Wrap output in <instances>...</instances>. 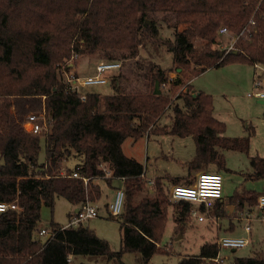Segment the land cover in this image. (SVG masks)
<instances>
[{"label":"trees","instance_id":"trees-1","mask_svg":"<svg viewBox=\"0 0 264 264\" xmlns=\"http://www.w3.org/2000/svg\"><path fill=\"white\" fill-rule=\"evenodd\" d=\"M159 14L174 19V41L168 45L174 68L169 70L135 60L140 48L159 35ZM222 28L236 35L228 51L215 47L222 43ZM197 39L203 42L200 50ZM95 55L105 62L135 60L144 70L136 78H142V86L122 85L112 76L113 94L84 95L61 79L71 74L78 58ZM19 58L17 75L8 82L0 71V204L18 207L0 213V264H69L73 256L121 259L125 253H139L149 262L156 253L167 254L160 243L169 209L175 232L184 230L194 210L205 212L204 204L172 202L170 188L194 184L192 173L209 166L231 172L224 150L249 152L254 128L243 138L225 136L227 126L214 116L213 96L196 91L191 81L211 69L243 64L255 67V84L261 74L257 66L264 67V0H0V68L8 77ZM173 72L176 78H170ZM73 75L78 77L76 70ZM41 110L47 130L26 132L28 115ZM164 117L169 125L161 124ZM151 135L193 139L195 155L187 163V176L147 181L145 167L125 155L123 144ZM42 141L45 162L39 159ZM250 162V179L263 180L264 158L254 156ZM101 180L109 186L123 181V213H109L120 221V251L112 252L109 242L83 223L51 222L53 235L37 239L43 205L53 210L63 198L76 210L87 202L96 206L103 194ZM261 195L235 191L228 202L254 207ZM229 212L223 198L212 202L210 213L216 217ZM229 223L235 231V221ZM218 240L178 264H218ZM232 264H264V251L236 257Z\"/></svg>","mask_w":264,"mask_h":264},{"label":"rangeland","instance_id":"rangeland-1","mask_svg":"<svg viewBox=\"0 0 264 264\" xmlns=\"http://www.w3.org/2000/svg\"><path fill=\"white\" fill-rule=\"evenodd\" d=\"M157 23L160 28L159 35L146 42V45L140 48L139 57L135 60L141 63L151 61L161 68L169 70L174 68L173 56L168 49L169 43L174 41V19L171 15L159 14ZM182 28L183 26L179 27L180 30ZM235 39L236 35L229 31L227 34L219 36V40L222 43L215 47L228 51L233 46ZM194 44L198 50L203 46V42L198 39L194 41ZM20 60L19 58L16 64L15 73L10 77L6 75V71L3 68H0L5 83L17 75ZM78 60L76 67L72 70L75 71L77 68L81 77L95 74L96 65L100 62H105V59H102L100 55L85 56L81 59L78 58ZM135 60L120 61L122 63L121 70L109 73L107 84L80 88V92L84 95L87 93H99L101 96L111 95L114 93L110 82V77L112 78V76L119 77L122 85L128 84L131 87L139 85L141 87L142 78H139L137 82L136 78L138 74L140 77L144 70L135 66ZM73 71L70 70V72ZM253 71L254 69L250 65L231 64L211 69L208 73L194 77L191 81L195 89L204 87L205 89L200 90L211 92L216 109L214 116L218 120L225 122L227 126L225 136L243 138L249 134V127L254 128L248 154L231 149L223 151L226 167L231 172L222 171L218 173L215 166H209L206 170L209 173H217L222 176L223 199L226 207H230L229 214H226L224 218L216 217L210 213L212 203H209L204 205L205 212L198 214V216H206L208 218L207 221L201 222L198 217L192 215L188 218L184 230L175 232L176 223L173 218V209L171 208L169 209L167 225L160 243V246L167 254L156 253L149 262H145L139 253H125L121 259H108L105 256H73L70 264H178L183 256L199 255L202 245L206 242H215L217 238L221 239L225 236L248 240V244L244 248L235 251L230 249L221 250L220 256L226 258L225 264H232L236 257H249L264 251V221H258L257 219L261 213L258 203L254 207L246 204L241 208L237 203L228 202L235 191H255L257 194H264V179H250L251 174L254 172L250 158L254 156L264 158V104L260 103L261 99L250 95L255 93ZM245 72L249 76L248 83L241 78L244 77ZM60 77L64 79L66 74L63 75V78L62 75ZM176 77V72L170 74V78ZM185 91L186 88L184 89ZM42 113L43 110L37 111L36 114ZM170 123L171 121L168 117H164L161 120L162 125H169ZM123 151L125 155L137 160L145 167V177L147 181L152 182L156 177L165 175L174 177L187 176V163L195 155V143L191 137L179 138L170 135H151L150 138L144 136L137 141L127 139L123 144ZM39 159L40 162H45L46 160V149L43 141ZM0 164H2V160H0ZM69 165L74 167L73 162H70ZM206 171H194L192 177L196 178L197 174ZM107 174L110 177V174ZM98 184L103 192L101 200L96 203L99 216L84 221L83 225L94 230L100 238L108 241L112 252H118L121 248L120 221L118 218L110 217L107 204L112 201L114 188L122 185L120 180H114L112 186H109L103 180L99 181ZM75 210L76 208L63 198L56 200L53 210L43 205L38 230L49 229L51 222L62 226L69 225L71 221L69 215L73 214ZM214 217L217 218L216 223L212 221ZM247 219L251 220V232L245 230ZM228 220L235 221V231H230ZM41 240L43 241V239Z\"/></svg>","mask_w":264,"mask_h":264},{"label":"built area","instance_id":"built-area-1","mask_svg":"<svg viewBox=\"0 0 264 264\" xmlns=\"http://www.w3.org/2000/svg\"><path fill=\"white\" fill-rule=\"evenodd\" d=\"M221 34L228 33L227 28H222L220 30ZM233 46L229 48L232 49ZM121 62H100L96 66V72L92 76L88 77H75L73 72L71 74H66L65 82L73 90L80 92V88H85L91 85H101L107 84L109 73H115L116 71L121 70ZM257 68L260 70L261 74L258 79L255 81V93L250 94L258 99L264 100V67ZM82 94V93H81ZM84 98V95L83 97ZM24 130L31 134H43L47 130V120L46 113L43 110L42 114H30L23 124ZM74 177H77V174H73ZM152 184V183H151ZM170 199L172 202H181L187 201L192 204H204L207 205L223 198V178L220 174L217 173H199L196 175L194 184L190 186H173L170 188ZM125 200L124 187L118 188L115 193L112 202L108 206L109 213L114 217H120L123 213V206ZM258 207L261 210V213L258 215V221H264V194L258 198ZM8 210H18V207L13 204H0V213H4ZM199 211L194 210L192 215L198 217V220L203 222L207 221L208 218L205 216H198ZM99 216V210L97 206L91 205L89 202L84 204L80 209L77 210L76 214L72 217L69 225L77 226L84 221L96 218ZM245 230L251 232L252 224L251 220L247 219ZM214 223L217 222V218L212 219ZM53 235V232L49 229H42L38 231L36 237L37 239L42 238L44 240L50 238ZM248 244L247 239H242L238 237L225 236L218 240V247L221 250L230 249L238 250L246 247ZM70 262V259L68 260ZM214 262L218 264H225V258L218 256Z\"/></svg>","mask_w":264,"mask_h":264},{"label":"crops","instance_id":"crops-1","mask_svg":"<svg viewBox=\"0 0 264 264\" xmlns=\"http://www.w3.org/2000/svg\"><path fill=\"white\" fill-rule=\"evenodd\" d=\"M235 65H238V64H235ZM243 65V64H242ZM252 68L254 69V71L252 72V74H253V85H254V80H255V75L256 74H258V72L256 71V69H255V67L254 66H252ZM209 71H211V70H209ZM209 71H207V72H205L204 74H206V73H208ZM76 73L78 74V71H77V68H76ZM78 77H81V76H79V74H78ZM244 81H246L247 83H248V79H249V76H248V74H247V72H245V75H244V77H241ZM192 83V82H191ZM193 85V84H192ZM194 87V86H193ZM200 89H205L204 87H202V88H200ZM200 89H195L196 91H203V90H200ZM207 90V89H206ZM206 93H208V94H210L211 92H207L206 91ZM215 110L216 109H214V113H215ZM120 182H121V185L123 186V181L122 180H120ZM98 183V182H97ZM122 186H120V187H122ZM116 188H119V187H115L114 188V191H113V197H114V193H115V191L117 190ZM113 197H112V200H113ZM111 203V202H110ZM110 203H108L107 204V207L109 206V204ZM72 258V257H71ZM71 258H70V260H71ZM71 263V261L69 262V264Z\"/></svg>","mask_w":264,"mask_h":264},{"label":"water","instance_id":"water-1","mask_svg":"<svg viewBox=\"0 0 264 264\" xmlns=\"http://www.w3.org/2000/svg\"><path fill=\"white\" fill-rule=\"evenodd\" d=\"M155 93L156 94H159L160 93L159 85L158 84L156 85V92ZM260 103H263L264 104V100H262ZM76 212H77V210H76Z\"/></svg>","mask_w":264,"mask_h":264}]
</instances>
